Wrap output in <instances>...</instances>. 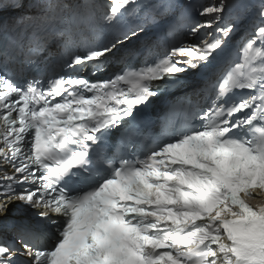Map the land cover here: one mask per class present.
I'll list each match as a JSON object with an SVG mask.
<instances>
[{
    "label": "snow or ice",
    "instance_id": "obj_1",
    "mask_svg": "<svg viewBox=\"0 0 264 264\" xmlns=\"http://www.w3.org/2000/svg\"><path fill=\"white\" fill-rule=\"evenodd\" d=\"M51 44L61 71L21 75ZM177 92L184 125L108 153ZM262 195L264 0H0V264H264ZM13 205L36 226L9 237Z\"/></svg>",
    "mask_w": 264,
    "mask_h": 264
},
{
    "label": "bare ground",
    "instance_id": "obj_2",
    "mask_svg": "<svg viewBox=\"0 0 264 264\" xmlns=\"http://www.w3.org/2000/svg\"><path fill=\"white\" fill-rule=\"evenodd\" d=\"M15 210H17V209H16V206L13 205V206L9 209V212H13V211H15ZM9 212H8V213H9ZM22 217H23V216H22ZM22 217L17 218V219H21Z\"/></svg>",
    "mask_w": 264,
    "mask_h": 264
}]
</instances>
